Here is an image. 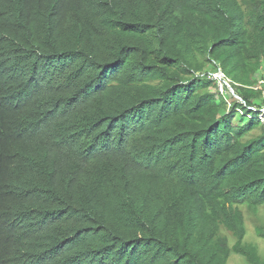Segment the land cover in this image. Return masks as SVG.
I'll return each mask as SVG.
<instances>
[{
    "label": "trees",
    "instance_id": "trees-1",
    "mask_svg": "<svg viewBox=\"0 0 264 264\" xmlns=\"http://www.w3.org/2000/svg\"><path fill=\"white\" fill-rule=\"evenodd\" d=\"M260 80L264 0H0V264H264Z\"/></svg>",
    "mask_w": 264,
    "mask_h": 264
},
{
    "label": "rangeland",
    "instance_id": "rangeland-1",
    "mask_svg": "<svg viewBox=\"0 0 264 264\" xmlns=\"http://www.w3.org/2000/svg\"><path fill=\"white\" fill-rule=\"evenodd\" d=\"M261 71L256 73V77L261 76ZM264 107L261 109V113L259 114V118H264ZM258 219L264 223V208H259L258 210ZM244 219L246 226V234L244 238V242L254 244L257 247L258 254L264 260V239L257 237L254 233V227L258 225L257 221H254L251 213L244 211ZM230 244L234 242V239L229 237ZM227 264H249L244 257L239 254L231 253Z\"/></svg>",
    "mask_w": 264,
    "mask_h": 264
},
{
    "label": "built area",
    "instance_id": "built-area-1",
    "mask_svg": "<svg viewBox=\"0 0 264 264\" xmlns=\"http://www.w3.org/2000/svg\"><path fill=\"white\" fill-rule=\"evenodd\" d=\"M211 79L213 81L216 82V87H217V91L225 96L227 94V90H226V85L229 83H232V81L225 75V73L223 72V70L219 67L216 66L212 71H211ZM260 83H264V81L260 80ZM227 101V107L230 106V102L229 100ZM240 114L244 115L241 111H239ZM247 117H250V115H245ZM264 116V114H263ZM262 122H264V118H260Z\"/></svg>",
    "mask_w": 264,
    "mask_h": 264
}]
</instances>
